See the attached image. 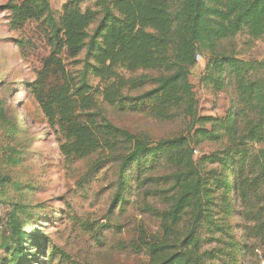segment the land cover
Wrapping results in <instances>:
<instances>
[{
  "label": "trees",
  "instance_id": "16d2710c",
  "mask_svg": "<svg viewBox=\"0 0 264 264\" xmlns=\"http://www.w3.org/2000/svg\"><path fill=\"white\" fill-rule=\"evenodd\" d=\"M1 9L11 31L45 28L40 68L15 85L37 103L64 163L94 155L88 179L115 166L111 204L123 209L134 196L158 220L155 232L140 228L123 246L145 256L140 264L264 262V58H240L234 44L264 38V0H67L57 16L49 0H7ZM197 55L199 84L231 89L222 116L198 110L189 81ZM103 104L182 119L185 133L152 141L112 123ZM0 134V156L17 167L22 127L3 98ZM205 142L218 147L196 155ZM10 180L0 176V187ZM8 205L0 264H79L35 227L49 221L46 202Z\"/></svg>",
  "mask_w": 264,
  "mask_h": 264
},
{
  "label": "rangeland",
  "instance_id": "374dc122",
  "mask_svg": "<svg viewBox=\"0 0 264 264\" xmlns=\"http://www.w3.org/2000/svg\"><path fill=\"white\" fill-rule=\"evenodd\" d=\"M66 1L49 0L56 16ZM6 2L0 0V98L6 100L10 115L20 120L22 134L19 141L24 160L17 167H11L7 158L0 156V176L11 178L9 183L0 187V215L6 216L8 204L12 201L30 204L46 202L49 205L46 212L49 221L34 225L48 234L50 240L72 261L79 264L146 263L143 254H134L123 246L135 238L140 228L155 232L158 220L140 212L134 196H129V204L123 209L111 204L115 189V166L88 179L84 178V174L94 155L72 165L64 163L56 136L46 124L37 103L27 93H20L15 85L21 78H34V71L40 68V61L46 56L48 47L45 28L40 23L28 22L16 31L9 29L8 13L1 9ZM15 40L23 41L21 52L25 58L21 56ZM243 41V36H237L234 40L238 57L264 58V38L250 48ZM196 62L189 81L194 87L198 110L202 114L222 116L229 106L231 89L213 94L201 86L199 74L205 60L200 56ZM260 75L264 76V69ZM103 108L112 123L152 141L185 133L182 119L159 121L143 114L120 112L106 104H103ZM217 147L218 144L205 142L196 149V155L211 152ZM18 184H23V189H16ZM48 251L49 247L45 249L46 255Z\"/></svg>",
  "mask_w": 264,
  "mask_h": 264
},
{
  "label": "built area",
  "instance_id": "2783aa9c",
  "mask_svg": "<svg viewBox=\"0 0 264 264\" xmlns=\"http://www.w3.org/2000/svg\"><path fill=\"white\" fill-rule=\"evenodd\" d=\"M199 58H200V56L197 55V56H196V60H198ZM196 152H197V151L195 150L194 153L196 154Z\"/></svg>",
  "mask_w": 264,
  "mask_h": 264
}]
</instances>
